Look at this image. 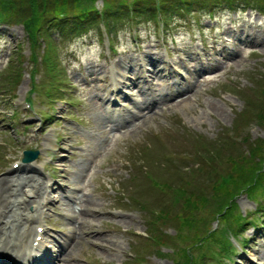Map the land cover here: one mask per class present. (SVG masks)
Returning <instances> with one entry per match:
<instances>
[{
	"label": "rangeland",
	"instance_id": "rangeland-1",
	"mask_svg": "<svg viewBox=\"0 0 264 264\" xmlns=\"http://www.w3.org/2000/svg\"><path fill=\"white\" fill-rule=\"evenodd\" d=\"M102 2L95 0L98 8ZM217 7L212 16L200 10L171 12L165 24L144 18L113 23L112 50L102 22L78 36L56 29L51 63L42 58L45 40L39 39L32 60L27 29L21 23L0 24V171L24 148L38 149L36 160L46 151L55 154L44 237L49 242L69 235V242L61 256L52 245L57 259L51 255V261L186 264L179 248L190 244L192 232L185 227L178 233L171 216L183 202L176 201L175 187L186 178L194 191L211 190L208 174L226 170L228 155L250 153L251 146L255 153L236 160L237 172L245 177L261 161L264 101L255 89L264 87V15L256 8ZM113 79L121 80L116 87ZM32 87L35 93H29ZM28 96L30 106L24 102ZM104 96L112 99L113 113L106 110ZM108 119L125 125L102 144ZM211 149L220 150L217 157ZM209 153L205 162L202 157ZM27 168L21 161L10 173L22 180L32 174ZM6 173L0 178L11 175ZM259 177L254 187L264 185V176ZM64 188H69L66 195ZM41 191L22 193L26 200L39 194L14 222L32 211ZM250 192L264 200L262 189ZM77 198L86 215L78 216ZM256 205L244 189L227 208L228 217L206 218L205 227L222 230L228 238L233 234L244 241V250H228L224 240L210 238L187 251L202 264H264V211H254ZM161 207L168 212L163 220ZM240 216L253 222L244 223Z\"/></svg>",
	"mask_w": 264,
	"mask_h": 264
},
{
	"label": "trees",
	"instance_id": "trees-1",
	"mask_svg": "<svg viewBox=\"0 0 264 264\" xmlns=\"http://www.w3.org/2000/svg\"><path fill=\"white\" fill-rule=\"evenodd\" d=\"M100 8L96 6L95 0H0V24H12L21 23L28 31L30 38L31 58L37 55V51L40 47L39 39L45 40V48L42 52V58L44 61L51 63V52L54 51L53 42L55 39L52 34L57 29L61 34L69 33L71 35H79L81 31L92 26L96 23L102 22L105 30L112 41L111 37V25L118 21H132L136 22L139 18L154 19L156 22L160 20L167 21V15L169 13H189L191 11H207L210 16L214 14V9L221 6L228 9H236L237 7H254L260 12L264 13V0H102ZM220 7V8H221ZM88 30V29H87ZM51 48H53L51 50ZM35 70V69H33ZM35 86V85H34ZM257 86V84H256ZM261 85L259 86V88ZM256 87L257 95L259 93L260 98L264 101V87L259 89ZM260 101V100H259ZM251 102H248L250 104ZM254 105L258 104L257 101L252 102ZM258 108V106H257ZM261 117V116H260ZM255 146H251V150H244L238 156L228 155L230 161H228V167L222 172L215 169L213 174H208L207 185L211 190L205 191L204 188L199 187L194 191L193 186L188 187L187 184H191L189 179L185 178V183H181L175 187L176 193H178L177 200L183 199L182 209L175 211L171 214L173 218L178 221V233L183 228H187L188 232H192L190 236V244L179 248L180 252L186 257V264H202L203 261L199 260V257H193L187 250L192 249L196 242L204 243L209 241L210 238H220L224 240L222 243L223 248L232 246L230 238L224 234L222 230H217L215 227L210 230V227L206 226V218L208 215L214 216L218 214V217H228V212L231 207L234 206V196L246 189L250 198L257 202L254 211H264V200H259L257 195L260 193L250 192L251 190L262 189V196L264 197V185L254 187L255 182L260 181V175L264 176V150L258 151L261 161L255 164L250 174H246L244 177L243 171L236 170L234 164H237V159H241L242 156H250L254 151ZM215 155L220 153L219 149H211ZM210 153L203 155L202 157L207 162L206 157H210ZM206 156V157H205ZM218 155H216L217 157ZM246 157V158H247ZM201 159V160H202ZM227 166V165H226ZM206 167L205 165H201ZM258 169V170H257ZM204 171V169H202ZM248 172V171H247ZM237 177L240 179L236 181ZM161 184L166 185V181H160ZM195 187V186H194ZM198 187V186H196ZM196 189V188H195ZM182 196V197H181ZM176 199V197H175ZM264 199V198H263ZM227 205V206H226ZM212 213H211V212ZM167 210L164 207L159 208L158 216L162 220L167 217ZM241 217V216H240ZM243 218V217H241ZM246 222H253L243 218ZM200 221V224L196 222ZM243 223V224H244ZM233 226V225H232ZM234 228V227H233ZM237 228V227H236ZM150 229V228H149ZM240 228L239 231H242ZM232 230V229H231ZM236 232V230H234ZM177 233V234H178ZM160 236V235H159ZM180 237L181 235L178 234ZM183 237V236H181ZM158 237H156V241ZM160 236L157 242L162 241ZM186 241V240H185ZM163 242V241H162ZM183 248V249H182ZM182 250V251H181ZM229 250V248H228ZM227 254V253H226ZM140 258V257H139ZM138 258V259H139ZM224 264H227L225 261Z\"/></svg>",
	"mask_w": 264,
	"mask_h": 264
},
{
	"label": "bare ground",
	"instance_id": "bare-ground-1",
	"mask_svg": "<svg viewBox=\"0 0 264 264\" xmlns=\"http://www.w3.org/2000/svg\"><path fill=\"white\" fill-rule=\"evenodd\" d=\"M106 100H107V106H109L110 97L107 98ZM28 166L32 168L30 163H28L27 167ZM20 183L22 185H19ZM2 186H3V189L0 190V192L2 191V193H0V197L1 196L5 197V200L3 203H1L3 212H0V229L2 230V233L0 232V239L2 240L3 239L2 236H6L7 239L9 238V240H14V242L8 245L0 244V251L5 255L20 254L24 252L26 248H32V244H33L32 241L35 236V235H32V228H31V223H30L31 221L29 220L28 215L30 212L34 213V210L41 209L40 201L47 200L48 194H45L42 191L39 196L40 200L38 201L37 205H35V208L33 207L32 211L30 210L26 211L27 213L25 217L26 219L23 221L14 222L12 220L13 217L16 219L18 216H20L22 209L26 208L30 202L36 201L37 200L36 195L39 194V193H36L34 199L26 200V198L24 197V195H22V193H26L28 191L34 193L35 190L38 191L41 188V185L38 184L37 177H32L29 179H22V180L17 181L16 178L10 175V176H3L0 178V188ZM17 187L21 188L20 190H22V193H18L17 191H15ZM44 187H45V184H43V189ZM10 199H13L12 204L6 206L5 201H9ZM15 205H16V208H15ZM78 214L80 216H82L83 214L86 215V210L82 208L81 211L78 212ZM4 234H7V235H4ZM24 256L27 257L28 259H32L30 255H24Z\"/></svg>",
	"mask_w": 264,
	"mask_h": 264
},
{
	"label": "water",
	"instance_id": "water-1",
	"mask_svg": "<svg viewBox=\"0 0 264 264\" xmlns=\"http://www.w3.org/2000/svg\"><path fill=\"white\" fill-rule=\"evenodd\" d=\"M24 153H25V154H24V158L27 159L28 156H29V155H28V151H25ZM32 155H33V154H32ZM32 155H30V156H32Z\"/></svg>",
	"mask_w": 264,
	"mask_h": 264
}]
</instances>
